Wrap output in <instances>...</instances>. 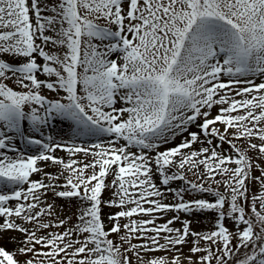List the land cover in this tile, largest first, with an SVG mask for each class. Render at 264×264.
Segmentation results:
<instances>
[{"label":"snow or ice","instance_id":"6c2138e0","mask_svg":"<svg viewBox=\"0 0 264 264\" xmlns=\"http://www.w3.org/2000/svg\"><path fill=\"white\" fill-rule=\"evenodd\" d=\"M0 264H264V0H0Z\"/></svg>","mask_w":264,"mask_h":264},{"label":"rangeland","instance_id":"374dc122","mask_svg":"<svg viewBox=\"0 0 264 264\" xmlns=\"http://www.w3.org/2000/svg\"><path fill=\"white\" fill-rule=\"evenodd\" d=\"M43 78V77H41ZM259 82V81H257ZM47 95H49L50 97H54V94L53 93H47ZM71 134L70 133H67V132H58L54 138L59 142L61 139L63 140H67L68 137H70ZM107 139V138H105ZM76 142L78 143H84V144H90V143H94L96 142V139L94 137H87V138H81V139H78ZM225 148H227L228 146L227 145H224ZM59 155H65L66 156V153H63V152H59L58 153ZM48 171H54L55 169L52 168V167H49L47 169ZM34 178H39L38 176H34ZM191 178V177H189ZM173 187H177L179 186V183H174L172 185ZM201 194L199 193H192L190 195L186 194V199L188 198H191V197H200ZM203 198H206V199H209V200H212L213 197L211 196V194H203ZM172 197L171 195H169V201H171ZM56 203L58 205H64V209H63V215H68V214H71L69 212V204L67 201H65L64 199H57ZM76 211V208H75V199H73L71 201V212H75ZM174 213H169V217L171 215H173ZM169 217H166L165 219L169 218ZM184 218H187V219H190L192 221V227L194 230H197V231H207V230H210L212 229V226H213V223H214V219H215V213L213 212H200V213H195V214H183L182 215V219ZM73 219H75V217H73ZM158 222H163V221H158ZM226 223L228 224V226L231 228L232 227V224L230 221H226ZM176 227H180V224L177 223L175 225ZM56 229H52V231H55ZM63 229H61L62 231ZM10 235H19L18 233H10ZM115 238V237H113ZM4 246L8 249V250H12L13 248L16 247V245L14 244H10V243H7V240L4 241ZM185 252H187V249L184 250ZM154 255H157V256H160V255H165V253L163 252H157V253H154Z\"/></svg>","mask_w":264,"mask_h":264},{"label":"bare ground","instance_id":"6f19581e","mask_svg":"<svg viewBox=\"0 0 264 264\" xmlns=\"http://www.w3.org/2000/svg\"><path fill=\"white\" fill-rule=\"evenodd\" d=\"M67 124H71V121L65 122V124H57L56 122H53L50 128H47V131L45 132V137L49 134H51L53 137L58 133V132H67L72 135V130L67 127ZM30 127V126H29ZM39 135V134H37ZM81 138H87V137H80ZM39 146H31V148L28 150L30 152H35Z\"/></svg>","mask_w":264,"mask_h":264}]
</instances>
